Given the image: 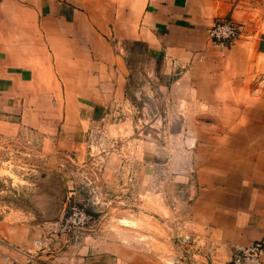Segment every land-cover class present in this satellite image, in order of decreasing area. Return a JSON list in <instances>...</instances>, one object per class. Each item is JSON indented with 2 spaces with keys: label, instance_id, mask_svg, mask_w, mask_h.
Masks as SVG:
<instances>
[{
  "label": "crops",
  "instance_id": "obj_1",
  "mask_svg": "<svg viewBox=\"0 0 264 264\" xmlns=\"http://www.w3.org/2000/svg\"><path fill=\"white\" fill-rule=\"evenodd\" d=\"M230 13L221 0H0V112L14 116L12 126L45 133L47 176L61 181L67 200L66 159L82 162L89 128L128 87V66L113 40L143 44L200 100L202 74L214 66L208 30ZM233 46L235 88L212 85L210 99L244 107L245 126L229 132L219 153L214 148L211 180L192 183L184 225L209 251L199 255L201 264H229L232 246L264 236V35ZM47 231L46 219H0V264H139L134 230L130 246L118 234L99 241L79 230L41 249L35 240Z\"/></svg>",
  "mask_w": 264,
  "mask_h": 264
},
{
  "label": "rangeland",
  "instance_id": "obj_2",
  "mask_svg": "<svg viewBox=\"0 0 264 264\" xmlns=\"http://www.w3.org/2000/svg\"><path fill=\"white\" fill-rule=\"evenodd\" d=\"M221 1L232 11L221 18L239 26L234 45L264 35V0ZM113 43L125 57L128 87L89 128V152L82 162L66 159L65 190L72 192L67 200L61 181L47 176L45 133L12 126L14 116L0 112V219L51 221L75 201L92 215L83 237L100 241L118 234L130 246L134 230L140 237L139 264H201L199 255L209 251L192 241L184 222L192 183L211 180L214 148L219 153L230 142L229 132L245 126L244 107L210 99L212 85L235 88L237 59H230L232 48L211 43L214 66L207 73L200 68L204 98L199 100L194 90L182 91L178 75L168 74L161 57L147 55L143 44ZM258 70L261 82L264 69ZM0 250L6 252L2 244Z\"/></svg>",
  "mask_w": 264,
  "mask_h": 264
},
{
  "label": "built area",
  "instance_id": "obj_3",
  "mask_svg": "<svg viewBox=\"0 0 264 264\" xmlns=\"http://www.w3.org/2000/svg\"><path fill=\"white\" fill-rule=\"evenodd\" d=\"M239 36L238 24L230 18H217L208 30L210 42L220 48L229 49ZM92 215L83 207L72 201L67 209L56 219L48 221L45 237L35 240L39 248L52 247V242L61 236L85 229L91 222ZM189 238V236H186ZM192 241H195L192 238ZM264 236L246 245H234L230 248L229 264H263ZM80 264V263H74Z\"/></svg>",
  "mask_w": 264,
  "mask_h": 264
}]
</instances>
